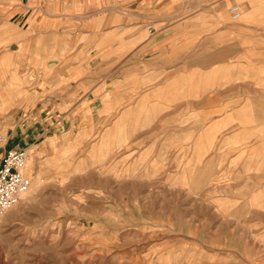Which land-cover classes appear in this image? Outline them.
<instances>
[{
    "label": "crops",
    "instance_id": "obj_1",
    "mask_svg": "<svg viewBox=\"0 0 264 264\" xmlns=\"http://www.w3.org/2000/svg\"><path fill=\"white\" fill-rule=\"evenodd\" d=\"M0 80L10 147L147 150L164 194L221 182L264 213V0H0Z\"/></svg>",
    "mask_w": 264,
    "mask_h": 264
},
{
    "label": "rangeland",
    "instance_id": "obj_2",
    "mask_svg": "<svg viewBox=\"0 0 264 264\" xmlns=\"http://www.w3.org/2000/svg\"><path fill=\"white\" fill-rule=\"evenodd\" d=\"M5 88L0 80V159L17 118ZM50 139L30 148V192L0 215V264H264L253 197L232 202L205 181L164 194L147 150Z\"/></svg>",
    "mask_w": 264,
    "mask_h": 264
},
{
    "label": "built area",
    "instance_id": "obj_3",
    "mask_svg": "<svg viewBox=\"0 0 264 264\" xmlns=\"http://www.w3.org/2000/svg\"><path fill=\"white\" fill-rule=\"evenodd\" d=\"M231 18L237 21L240 18L239 6L230 10ZM149 29H152L149 26ZM28 148L13 147L8 149L0 159V215L5 216L12 211L32 188L33 181L25 173Z\"/></svg>",
    "mask_w": 264,
    "mask_h": 264
},
{
    "label": "bare ground",
    "instance_id": "obj_4",
    "mask_svg": "<svg viewBox=\"0 0 264 264\" xmlns=\"http://www.w3.org/2000/svg\"><path fill=\"white\" fill-rule=\"evenodd\" d=\"M30 152L32 153L33 151H32V149H29V151H28V155H29V157H28V160H27V165H26V169H25V172L27 171V173H28V170H30L31 169V167H32V165H33V162H34V160H33V158L30 156ZM33 154V153H32ZM34 156V155H33ZM30 158V159H29ZM33 160V161H32Z\"/></svg>",
    "mask_w": 264,
    "mask_h": 264
}]
</instances>
